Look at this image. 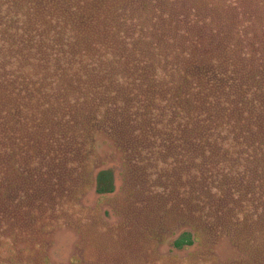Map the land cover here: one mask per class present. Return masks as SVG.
Masks as SVG:
<instances>
[{
    "label": "rangeland",
    "instance_id": "374dc122",
    "mask_svg": "<svg viewBox=\"0 0 264 264\" xmlns=\"http://www.w3.org/2000/svg\"><path fill=\"white\" fill-rule=\"evenodd\" d=\"M116 2L127 24L157 23L180 41L264 63V0ZM83 95L70 93L72 104ZM47 108L0 106V264H264V217L251 202L193 184L200 169L229 160L178 147V135L141 132L127 141V127L82 131L79 118L44 115ZM107 168L116 188L100 194L97 174ZM185 230L200 239L177 249L173 240Z\"/></svg>",
    "mask_w": 264,
    "mask_h": 264
},
{
    "label": "trees",
    "instance_id": "16d2710c",
    "mask_svg": "<svg viewBox=\"0 0 264 264\" xmlns=\"http://www.w3.org/2000/svg\"><path fill=\"white\" fill-rule=\"evenodd\" d=\"M122 11L116 0H0V106H47L44 115L62 111L55 115L77 117L93 133L127 127V141L141 132L178 135V147L231 164L200 169L195 189L220 199L232 190L229 199L251 202L264 217V63L180 41L157 23L127 24ZM78 91L85 95L72 104ZM105 100L113 104L91 108ZM36 109L33 121L42 114ZM115 188L113 170L101 169L97 192ZM199 239L185 230L173 245Z\"/></svg>",
    "mask_w": 264,
    "mask_h": 264
}]
</instances>
